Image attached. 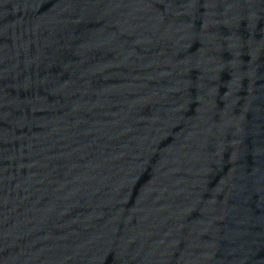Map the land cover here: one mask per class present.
I'll return each mask as SVG.
<instances>
[{"label":"water","instance_id":"water-1","mask_svg":"<svg viewBox=\"0 0 264 264\" xmlns=\"http://www.w3.org/2000/svg\"><path fill=\"white\" fill-rule=\"evenodd\" d=\"M0 264H264V0H0Z\"/></svg>","mask_w":264,"mask_h":264}]
</instances>
